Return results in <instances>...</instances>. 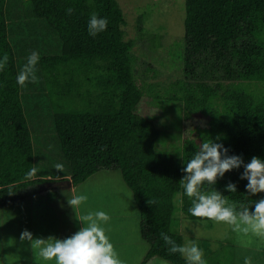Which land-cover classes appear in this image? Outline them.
<instances>
[{
    "label": "trees",
    "instance_id": "16d2710c",
    "mask_svg": "<svg viewBox=\"0 0 264 264\" xmlns=\"http://www.w3.org/2000/svg\"><path fill=\"white\" fill-rule=\"evenodd\" d=\"M28 1L62 42L61 52L39 60L73 185L101 168H119L133 190L142 233L150 243L142 264L155 255L186 264L179 254L168 252L160 235L165 232L184 244L174 227L178 194L187 217L207 219L188 211L191 200L179 182L186 175V160L205 139L222 143L228 155H240L245 163L253 156L264 160V0H186L184 47L178 58L184 76L167 83L150 82L148 72L144 77L138 72L136 38L127 33L128 17L119 0ZM7 4L0 0V57H9L0 71V207L39 190L47 180L40 175L25 179L36 168L34 141L22 87L16 83L19 66ZM68 8L74 11L68 14ZM93 12L108 20L107 30L95 37L88 33ZM145 13L139 22L144 23ZM139 35L147 36L151 46L161 44L160 35L144 25L139 24ZM145 95L183 102L187 118L210 117L199 136L184 138L183 156L158 149L162 130L138 110ZM243 172L242 165L204 189L214 187L230 202L264 197V192L247 193ZM229 182L236 184V193L227 190ZM150 199L156 203L150 205Z\"/></svg>",
    "mask_w": 264,
    "mask_h": 264
},
{
    "label": "rangeland",
    "instance_id": "374dc122",
    "mask_svg": "<svg viewBox=\"0 0 264 264\" xmlns=\"http://www.w3.org/2000/svg\"><path fill=\"white\" fill-rule=\"evenodd\" d=\"M185 1L119 0L128 17L127 33L136 38L138 72L143 77L144 72H148L145 78L150 82L167 83L184 76L178 58L182 57L180 52L184 47V43H180L184 42L185 35ZM32 11L28 0H8L9 37L17 55L19 71L33 51L39 57L62 51L58 34ZM144 12L145 21L141 23L138 17ZM139 24L144 25L149 33L160 35L161 44L151 46L152 41L147 36L139 35ZM41 74L39 60L37 79L22 87V99L33 134L36 175L47 180L39 183L43 185L39 190L0 207V264H36L30 242L20 240L25 229L31 231L34 238L55 236L63 239L77 232L83 225L68 204L73 192L88 196L86 203L78 209L80 215L102 210L110 216V221L102 226L123 264H142L150 243L142 233L141 213L133 190L119 168H101L76 185H49L71 176ZM138 110L153 119L162 130L158 149L179 156H183L184 138L199 136L210 121L209 116L187 118L181 101H159L148 95L144 96ZM57 163L64 166L63 171L56 170ZM180 197L178 194L175 200L174 227L183 235L184 243L188 240L197 242L204 252L206 264H244L245 257H251L252 264H264V240L237 234L224 223L187 217L182 211ZM42 264H54V261ZM145 264L175 263L155 255Z\"/></svg>",
    "mask_w": 264,
    "mask_h": 264
},
{
    "label": "clouds",
    "instance_id": "9594fccd",
    "mask_svg": "<svg viewBox=\"0 0 264 264\" xmlns=\"http://www.w3.org/2000/svg\"><path fill=\"white\" fill-rule=\"evenodd\" d=\"M66 11L71 14L74 9L68 8ZM107 27L106 18L99 17L95 12L91 14L88 22L90 36L95 37L98 33L106 31ZM39 58L36 51L27 57V62L16 76V83L20 87L30 80L34 82L37 79L36 65ZM8 60L7 53L0 57V71L6 67ZM228 152L229 149L222 143L205 139L191 158L186 160V167L182 168L186 175L179 182L184 195L191 200L188 211L194 217L224 223L237 234L264 240V197L255 201L230 202L227 196L214 187L210 191L204 189L205 184L214 186L218 178H222L226 172L239 169L243 165L241 179L248 180L247 193L254 195L264 192V160L253 156L250 162L245 163L240 155H228ZM63 167L59 163L55 165L58 171H63ZM36 172L37 169L33 167L26 173L25 179H33ZM226 188L232 193L237 192L235 183L229 182ZM87 200L86 194L75 192L68 198V204L76 212V219L83 225L73 235L63 239L55 236L34 238L33 233L27 229L21 233L20 240L30 242L36 264L49 261H54V264H123L102 226L110 221V216L102 210L79 214L78 209ZM148 203L153 205L156 201L150 199ZM160 235L170 254H179L186 264H206L204 252L195 240L177 244L167 233L161 232ZM244 264H252V258L245 257Z\"/></svg>",
    "mask_w": 264,
    "mask_h": 264
},
{
    "label": "water",
    "instance_id": "95a60500",
    "mask_svg": "<svg viewBox=\"0 0 264 264\" xmlns=\"http://www.w3.org/2000/svg\"><path fill=\"white\" fill-rule=\"evenodd\" d=\"M49 185H55V186H66V185H73V181L71 178L64 180V181H57L55 183H50Z\"/></svg>",
    "mask_w": 264,
    "mask_h": 264
},
{
    "label": "crops",
    "instance_id": "0c3cea01",
    "mask_svg": "<svg viewBox=\"0 0 264 264\" xmlns=\"http://www.w3.org/2000/svg\"><path fill=\"white\" fill-rule=\"evenodd\" d=\"M69 178H71V177H69Z\"/></svg>",
    "mask_w": 264,
    "mask_h": 264
}]
</instances>
